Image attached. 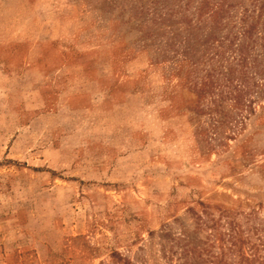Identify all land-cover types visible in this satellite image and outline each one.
<instances>
[{
	"label": "rangeland",
	"instance_id": "rangeland-1",
	"mask_svg": "<svg viewBox=\"0 0 264 264\" xmlns=\"http://www.w3.org/2000/svg\"><path fill=\"white\" fill-rule=\"evenodd\" d=\"M253 2L0 0V264H180L207 208L264 260V97L200 88Z\"/></svg>",
	"mask_w": 264,
	"mask_h": 264
},
{
	"label": "trees",
	"instance_id": "trees-1",
	"mask_svg": "<svg viewBox=\"0 0 264 264\" xmlns=\"http://www.w3.org/2000/svg\"><path fill=\"white\" fill-rule=\"evenodd\" d=\"M252 8H245L239 22L235 23L239 25L240 29L238 28L236 34H233L230 48L236 46L239 55L219 70L216 69L215 72L205 70L208 74L207 80L200 87L205 94L208 90H210V93L215 90L210 98L211 103L223 105L227 100L233 103L234 111L226 115L224 122H228L231 126L236 124V128L239 125L243 126L245 120L248 119L247 115L243 114L246 110L247 112H254L253 105H255V102L251 98L254 97L253 94L256 92L259 93V97H264V27H261V31H259L257 26L264 15V0H254ZM252 17L257 20L250 23L249 26L241 24V21ZM262 23L264 25V21ZM258 37L261 39L260 47L257 46ZM250 39H252V42H250ZM237 40L242 42L236 44ZM249 49L252 54L248 55ZM215 55L222 54L217 52ZM215 122L218 121L215 120ZM189 210L195 218L193 234L191 235L190 231L181 230L179 234L168 235L174 240L173 246L180 250V253L174 251V254L179 256L180 264H232V248H237L239 260L236 264H264L263 258L256 257V253H252L253 257L246 255L244 249L248 241L244 239V231L241 230L240 225L236 222H228L230 226L228 233L222 234L218 232L220 226L224 227L227 224H221L223 218L231 217L229 212L222 211V216L215 220L208 208L204 209L200 214L193 209ZM206 230H209V233L204 236V240L195 237L194 233L197 234ZM218 233L219 236L217 235ZM227 243H230L229 248L225 246ZM216 246L220 249L219 254L214 251ZM250 250L252 252L253 248L251 247ZM171 257L173 258V256Z\"/></svg>",
	"mask_w": 264,
	"mask_h": 264
}]
</instances>
